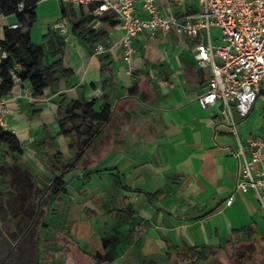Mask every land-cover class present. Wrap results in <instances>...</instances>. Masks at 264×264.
Masks as SVG:
<instances>
[{
    "label": "crops",
    "instance_id": "crops-1",
    "mask_svg": "<svg viewBox=\"0 0 264 264\" xmlns=\"http://www.w3.org/2000/svg\"><path fill=\"white\" fill-rule=\"evenodd\" d=\"M157 4L163 14L196 9L176 0ZM69 6L65 15L58 0L37 3L30 34L34 44H42L53 24L66 18L64 63L74 75L34 100L23 94V87L31 89L28 83L15 85L8 96L10 128L24 155L15 163L0 145V178L8 166L14 173L28 170L48 186L60 175L51 160L58 152L67 165L77 164L66 172V193L46 203L37 228L67 240L61 264H180L187 246L219 247L205 264H229L228 249L247 244H256L264 258V206L252 190L236 191L242 155L240 161L235 156L264 135V80L253 112L244 119L234 112L235 135L221 104L206 109L199 101L212 70L198 66L195 40L144 32L132 40L134 54L127 62L124 31L104 14L95 17L94 29L106 35L100 44L107 52L95 55L73 32L94 7L74 10L72 17ZM136 9L146 18L141 0ZM63 101H96L97 110L112 106L111 121L78 163L76 141L60 134ZM247 226L254 228L256 242L236 233Z\"/></svg>",
    "mask_w": 264,
    "mask_h": 264
},
{
    "label": "built area",
    "instance_id": "built-area-1",
    "mask_svg": "<svg viewBox=\"0 0 264 264\" xmlns=\"http://www.w3.org/2000/svg\"><path fill=\"white\" fill-rule=\"evenodd\" d=\"M46 0H38L37 3ZM70 5L79 13L83 7L93 6L94 17L111 14L124 31L121 44L125 50V61L130 62L134 54L132 40L144 32L155 36L157 33L174 32L195 40V58L201 68L210 67L212 77L208 89L199 97L204 108L209 109L221 104L223 113L229 118L231 131L238 135L236 112L240 118H247L261 95L264 80V0H176L180 5L196 6L191 12L176 13L171 9L163 14L157 0H141L142 18L136 9L139 0H58ZM24 9L23 3L19 5ZM16 30L18 22L12 23L0 13V65L10 55L1 46L3 28ZM213 28L220 30V36H214ZM52 30L67 36L69 23L61 18L53 24ZM218 41V43H216ZM107 52L104 44H98L95 55ZM16 65L10 69L15 85H23ZM3 77L0 72V88ZM23 94L30 100L35 95L28 87ZM23 95H19L22 97ZM8 97L0 96V134L10 128V109ZM236 191L252 190L255 197L264 206V135L252 138L247 144V152L241 146V152L235 154L240 161ZM235 195H231L227 204H233Z\"/></svg>",
    "mask_w": 264,
    "mask_h": 264
},
{
    "label": "trees",
    "instance_id": "trees-1",
    "mask_svg": "<svg viewBox=\"0 0 264 264\" xmlns=\"http://www.w3.org/2000/svg\"><path fill=\"white\" fill-rule=\"evenodd\" d=\"M38 0H0V13L10 20H15L20 25L19 29L10 30L3 28L1 33V46L6 50L10 57L0 65L3 83L0 88V96L8 97L15 84L10 76V69L14 66L19 67V77L23 83H28L35 96H41L47 89H54L61 79H70L74 73L67 68L64 63V51L66 47V36L50 29L44 37V43L34 44L31 40L30 29L37 19L36 7ZM23 3L24 9L20 10L19 5ZM63 13L67 15L66 4L61 2ZM71 16L76 14L73 7L69 6ZM96 18L93 16L85 17L73 25V32L88 47L95 49L96 46L105 40L106 35L94 29ZM96 101H63L57 112L58 124L61 135L72 141H76L78 147V163L85 155L86 151L92 149L95 141L101 136L103 126L111 121L112 106L104 104L99 110L95 108ZM0 145L4 146L7 153L11 155L13 161L18 163L24 155V149L18 138L8 132L0 134ZM53 167L60 174L50 183L43 186L28 171L22 170L20 175L26 180L27 186L34 188L39 196L43 197L49 205L60 199L67 191L66 172L74 170L77 164L67 165L62 153L58 152L51 158ZM13 168L18 170L17 165ZM29 190L28 187L24 188ZM47 192V193H46ZM44 193L46 195L44 196ZM40 204L36 207L33 219L36 221L40 217ZM236 233H244L248 241L256 242L254 238L255 230L252 226H247ZM40 236L36 239V253L40 251ZM219 247H185L179 254L180 264H205L218 255ZM236 255H232L227 260L229 264ZM244 260V258H242ZM239 264H244L240 263Z\"/></svg>",
    "mask_w": 264,
    "mask_h": 264
},
{
    "label": "rangeland",
    "instance_id": "rangeland-1",
    "mask_svg": "<svg viewBox=\"0 0 264 264\" xmlns=\"http://www.w3.org/2000/svg\"><path fill=\"white\" fill-rule=\"evenodd\" d=\"M212 33L214 36H220L221 32L219 29L213 28ZM25 187L29 189L26 180L23 179V175L14 173L12 169L6 166L0 178V226L4 240L8 241V238L14 239L25 232L32 221H34L33 216L39 203L40 217L34 222L33 228L25 233L23 242L27 241L29 243L27 246L30 248L35 260L33 264H61V260L67 255L66 249L70 248L66 244L67 240L57 237L44 229L37 232L39 230L37 228H41V220L46 211V201L43 197L39 200V196L33 187H30L29 190H25ZM14 230H18V232L16 234L13 233ZM34 234H37L38 237L40 236L42 240L39 251V254L42 255L41 261H39L36 254ZM33 247H35V252ZM241 247L237 249L231 248L227 251L228 255H236L232 261L234 264L243 263V261L244 264H247L248 260H252L251 264H261L264 261L263 254H261L260 248L256 244H247ZM242 258L245 260H241ZM63 262L65 261L63 260Z\"/></svg>",
    "mask_w": 264,
    "mask_h": 264
},
{
    "label": "flooded vegetation",
    "instance_id": "flooded-vegetation-1",
    "mask_svg": "<svg viewBox=\"0 0 264 264\" xmlns=\"http://www.w3.org/2000/svg\"><path fill=\"white\" fill-rule=\"evenodd\" d=\"M34 222L35 221H32L30 226L24 233H22V235L14 239L8 238V241L4 240L3 231L0 226V264H33L35 260L30 252V248L27 246L29 243L27 241L23 242V239L25 233L29 232L30 229L33 228ZM17 232L18 230H14L13 233L16 234ZM33 248L35 252V247ZM37 256L39 261H41L42 255L37 254Z\"/></svg>",
    "mask_w": 264,
    "mask_h": 264
}]
</instances>
